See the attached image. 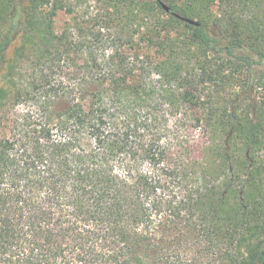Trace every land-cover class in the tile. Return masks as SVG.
Listing matches in <instances>:
<instances>
[{"label": "trees", "instance_id": "trees-1", "mask_svg": "<svg viewBox=\"0 0 264 264\" xmlns=\"http://www.w3.org/2000/svg\"><path fill=\"white\" fill-rule=\"evenodd\" d=\"M72 1L0 0V70L42 67L0 127V264H264V0L220 32L211 0H101L91 37L54 29Z\"/></svg>", "mask_w": 264, "mask_h": 264}, {"label": "rangeland", "instance_id": "rangeland-1", "mask_svg": "<svg viewBox=\"0 0 264 264\" xmlns=\"http://www.w3.org/2000/svg\"><path fill=\"white\" fill-rule=\"evenodd\" d=\"M152 0H136L137 8L135 12L139 16L145 15L141 8H138V4L149 3ZM169 6L170 0H161ZM211 4L214 6V14L206 12L203 16L209 23L210 29L213 32H220V26L216 21L217 13L215 10H221L229 0H211ZM73 11L69 12L67 9L59 10L54 18V29L57 33H61L63 30L70 27L76 36L77 34L83 37H91L97 35L109 36L116 34L118 29L114 25H106L105 19L109 18V11L106 9V5L101 0H74L72 1ZM225 8V7H224ZM157 16L160 13L154 11ZM153 13L152 15L156 14ZM135 22H139V17H135ZM136 32L137 28L134 27ZM139 34V33H138ZM129 51H131L129 49ZM28 57L18 66H14L12 62L13 50H9L5 64L0 70V115L4 117V121L1 124V130L9 135L13 136V118L17 115H24L29 109V105L25 103L22 105H15L13 103V96L9 94L10 87H13V82L24 85L34 79L39 78L41 75L42 67L37 65L34 58L35 53L33 50H29ZM259 74L264 78V64L259 67ZM228 89V88H227ZM253 97H256L259 101L264 102V81L261 86L253 90ZM3 103V107H1ZM198 129L193 133L197 135ZM249 155V151H247ZM264 158V150L262 152Z\"/></svg>", "mask_w": 264, "mask_h": 264}, {"label": "water", "instance_id": "water-1", "mask_svg": "<svg viewBox=\"0 0 264 264\" xmlns=\"http://www.w3.org/2000/svg\"><path fill=\"white\" fill-rule=\"evenodd\" d=\"M162 2V1H161ZM162 5L167 9L169 10V6L166 5L164 2H162ZM177 16L181 17L180 15L177 14ZM183 20H187L189 22H191L192 24H197V21L196 20H191L189 18H186V17H181Z\"/></svg>", "mask_w": 264, "mask_h": 264}]
</instances>
